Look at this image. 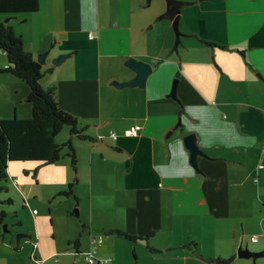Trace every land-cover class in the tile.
Segmentation results:
<instances>
[{
    "label": "crops",
    "instance_id": "1",
    "mask_svg": "<svg viewBox=\"0 0 264 264\" xmlns=\"http://www.w3.org/2000/svg\"><path fill=\"white\" fill-rule=\"evenodd\" d=\"M181 1L179 41L166 0H40L37 11L5 19L36 59L52 48L41 83L57 87L61 107L97 140L72 136L77 169L65 155L67 172L51 171V200L77 209L68 211L69 247L45 253L37 228H24L40 252L29 258V241L4 229L6 212L0 264L20 254L26 264H87L92 236L106 264H264V0ZM62 53L70 55L53 63ZM132 58L153 71L144 87H119L137 77ZM175 77L180 100L169 96ZM29 92L1 72L0 118H30ZM136 124L139 133L126 135ZM191 132L206 154L198 168L184 141ZM62 133L59 143L70 127ZM75 179L74 193L60 195ZM34 210L38 226L46 215Z\"/></svg>",
    "mask_w": 264,
    "mask_h": 264
},
{
    "label": "trees",
    "instance_id": "2",
    "mask_svg": "<svg viewBox=\"0 0 264 264\" xmlns=\"http://www.w3.org/2000/svg\"><path fill=\"white\" fill-rule=\"evenodd\" d=\"M40 0H0V14L8 18H14L25 13L35 12L39 9ZM212 46L217 45L213 41H207ZM0 52H4L8 58V64L0 68L1 72H10L23 81L29 87L27 101L32 106L30 118H0V193L5 190L3 183L9 179V166L13 161H31L37 164L36 169L54 163L65 155L71 159L74 170L77 169V153L72 136L97 140L96 137L85 133L86 125L82 126L79 119L71 112L61 107L57 87L44 88L41 79L46 71L43 65L36 59L33 53L25 48L21 35L15 33L14 27L9 21H0ZM70 127V137L64 143H59L56 136L62 129ZM69 183L67 188L60 191V195L74 193V183ZM8 189V188H7ZM12 199H0V222H3L7 210L4 203H10ZM117 233L132 240L141 239V236L133 235L120 229H112ZM227 261V260H222Z\"/></svg>",
    "mask_w": 264,
    "mask_h": 264
},
{
    "label": "rangeland",
    "instance_id": "3",
    "mask_svg": "<svg viewBox=\"0 0 264 264\" xmlns=\"http://www.w3.org/2000/svg\"><path fill=\"white\" fill-rule=\"evenodd\" d=\"M6 18L7 16L0 14V21H4ZM10 96L11 98L13 97L12 95ZM15 115V110H13L11 118ZM61 134H63L62 131L59 135ZM68 135L69 133H67L66 138H64L65 141ZM62 162L63 161L60 160L52 165L42 166L39 169H36L37 164L35 162H11L8 170L9 179L3 182L8 189L5 188V190L1 191L0 199L3 201L9 198L12 199V202L4 203V207L6 208L9 216L7 219L8 222L5 223L9 224V232H14L13 237L16 243L18 242L19 234H30L29 232L37 228L36 237L34 239L37 240L38 238L39 240L40 237V240L42 241V249H44L45 253L52 251L55 247L65 248L68 245V240L66 238V222L68 221L69 212L77 214L76 206H69L66 199H61L60 197L55 198L56 200L54 201L51 200V183L54 180V176L51 171L54 170L55 167L57 168L59 166L57 164H60V166H63V169L60 170V172L63 173L64 171L65 174L68 169L65 165H62ZM73 171L75 172V170ZM14 177L21 179V187L14 184ZM27 198L29 199L28 202L32 203L31 205L24 203V199ZM34 208H36L37 211H40V213H44L46 215V217H42L38 226L34 222V215L36 214L33 213ZM20 217L23 222H18ZM24 228L28 229L29 232L24 230ZM29 237L30 236H23L21 239L29 241L25 250L28 257H31L34 260L40 252H37L38 247H35V241ZM67 247H69V245ZM39 255L41 257V254ZM36 261L38 260L36 259ZM14 264H26L23 254H20L19 257L14 260Z\"/></svg>",
    "mask_w": 264,
    "mask_h": 264
},
{
    "label": "water",
    "instance_id": "4",
    "mask_svg": "<svg viewBox=\"0 0 264 264\" xmlns=\"http://www.w3.org/2000/svg\"><path fill=\"white\" fill-rule=\"evenodd\" d=\"M167 1V9L166 13L173 18V26L174 29L177 33V41L180 39V30H179V13L181 11V7L183 5V2L181 0H166ZM8 20V18H7ZM177 45V42H176ZM51 47L47 49L46 51L42 52L37 60L41 63L44 64L47 61V57L51 52ZM70 55V53H62L53 58V63L58 64L64 57ZM127 66H129L131 69H133L137 73V77L126 82H117V85L119 87L123 86H134V85H139L141 87H144L146 84V81L149 77V75L153 71V65L149 62H146L144 60H136L135 58H132L127 61ZM180 78L175 77L173 79V84L171 91L169 92V96L173 97L176 100H180L178 97V85H179ZM184 141L186 147L190 150V155H191V163L198 168V157L199 155H206L204 151L199 147V145L196 142V134L194 132L188 133L184 136ZM4 228L6 231L8 230V224H4ZM23 236H28V234H19L18 235V242L20 241L21 237ZM253 253V252H250Z\"/></svg>",
    "mask_w": 264,
    "mask_h": 264
},
{
    "label": "built area",
    "instance_id": "5",
    "mask_svg": "<svg viewBox=\"0 0 264 264\" xmlns=\"http://www.w3.org/2000/svg\"><path fill=\"white\" fill-rule=\"evenodd\" d=\"M90 37H93V35L90 34ZM140 129H141V125L136 124V125L132 126L131 128L127 129L125 133L128 136H134V135H137L139 133V130ZM111 136L113 138H117L118 137V134L116 132H112L111 133ZM101 137L102 136H99V138H101ZM261 166H263V165H261ZM14 182L17 185L18 178H14ZM34 212H37V210L35 209ZM91 238H92V246L89 249V251H87L85 253V259H86L87 264H99V263L106 264L109 261V259H107V258H102L101 259V258H99L97 256L96 238H95V236L94 237L92 236ZM252 239L254 241H257L259 239V236L257 234H255V235L252 236ZM34 241H35V244H34L35 247H38L37 246L38 245L37 241L36 240H34Z\"/></svg>",
    "mask_w": 264,
    "mask_h": 264
}]
</instances>
